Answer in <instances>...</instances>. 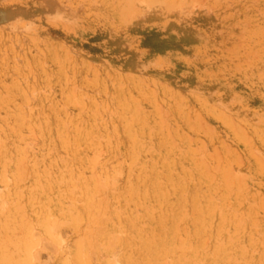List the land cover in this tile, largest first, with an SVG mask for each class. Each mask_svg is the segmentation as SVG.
I'll return each instance as SVG.
<instances>
[{"label": "rangeland", "instance_id": "1", "mask_svg": "<svg viewBox=\"0 0 264 264\" xmlns=\"http://www.w3.org/2000/svg\"><path fill=\"white\" fill-rule=\"evenodd\" d=\"M72 261L264 264V0H0V264Z\"/></svg>", "mask_w": 264, "mask_h": 264}, {"label": "bare ground", "instance_id": "2", "mask_svg": "<svg viewBox=\"0 0 264 264\" xmlns=\"http://www.w3.org/2000/svg\"><path fill=\"white\" fill-rule=\"evenodd\" d=\"M147 138V137H146ZM142 142V141H141ZM137 147V146H136ZM136 149V148H135ZM98 158V157H97ZM99 159V158H98ZM102 163V162H101ZM121 177V176H120ZM163 186V185H162ZM101 188V187H100ZM162 189V188H161ZM164 189V188H163ZM162 189V190H163ZM101 190H102V188H101ZM106 190V189H105ZM157 191V190H156ZM156 191H155V193H156ZM100 192V191H99ZM103 193H105V192H103ZM162 193V192H161ZM160 193V194H161ZM163 194V193H162ZM63 195V194H62ZM158 195H159V192H158ZM160 196V195H159ZM160 198H161V196H160ZM158 202V201H157ZM156 202V203H157ZM164 203V202H163ZM34 205V204H33ZM164 206V205H163ZM155 215H156V213H155ZM174 215V214H173ZM176 215V214H175ZM179 215V214H178ZM197 217V216H196ZM199 218V217H198ZM184 219V218H183ZM134 222V221H133ZM176 222V221H175ZM174 224V223H173ZM199 224V223H198ZM197 224V225H198ZM196 225V226H197ZM200 225V224H199ZM157 226V225H156ZM160 227V226H159ZM162 227H163V225H162ZM59 228V227H58ZM61 228V227H60ZM174 227H172V229H173ZM198 228V227H197ZM169 229H171V228H169ZM167 230H168V228H167ZM166 230V231H167ZM262 230V229H261ZM57 231V230H56ZM163 231V230H162ZM199 231V230H198ZM203 231V230H202ZM164 232H165V230H164ZM171 232V231H170ZM192 232V231H191ZM37 234V233H36ZM40 234V233H39ZM51 234H53L52 232H51ZM55 234H53L52 236H54ZM36 236H38V234L36 235ZM180 236V235H179ZM213 236V235H212ZM35 237V236H34ZM56 237V236H55ZM181 237V236H180ZM215 238V237H214ZM40 240H41V238H40ZM43 241V240H42ZM42 243V242H41ZM158 243V242H157ZM123 244V243H122ZM160 244V243H159ZM52 245V244H51ZM256 245V244H255ZM29 246V245H28ZM42 246V245H41ZM239 246V245H238ZM21 248V247H20ZM153 248V247H152ZM21 250V249H20ZM63 250V249H62ZM89 251V250H88ZM85 252V251H84ZM73 253V252H72ZM75 254V253H74ZM94 254V253H93ZM72 255V254H71ZM78 255V254H77ZM24 256V255H23ZM85 258V257H84ZM239 258V257H238ZM71 259H72V257H71ZM87 260V259H86ZM71 261V260H70ZM73 262V261H72ZM77 262V261H76ZM224 262V261H223ZM73 263H75V262H73ZM86 263H87V261H86ZM75 264H77V263H75Z\"/></svg>", "mask_w": 264, "mask_h": 264}]
</instances>
